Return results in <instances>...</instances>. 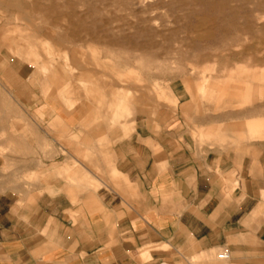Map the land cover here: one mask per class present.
Returning a JSON list of instances; mask_svg holds the SVG:
<instances>
[{"label": "rangeland", "instance_id": "1", "mask_svg": "<svg viewBox=\"0 0 264 264\" xmlns=\"http://www.w3.org/2000/svg\"><path fill=\"white\" fill-rule=\"evenodd\" d=\"M137 126L264 151V0H0V194H97Z\"/></svg>", "mask_w": 264, "mask_h": 264}, {"label": "crops", "instance_id": "2", "mask_svg": "<svg viewBox=\"0 0 264 264\" xmlns=\"http://www.w3.org/2000/svg\"><path fill=\"white\" fill-rule=\"evenodd\" d=\"M177 135L137 126L97 194H0V264H264V151Z\"/></svg>", "mask_w": 264, "mask_h": 264}, {"label": "bare ground", "instance_id": "3", "mask_svg": "<svg viewBox=\"0 0 264 264\" xmlns=\"http://www.w3.org/2000/svg\"><path fill=\"white\" fill-rule=\"evenodd\" d=\"M221 257H222V258H225V257H226V255L222 254V255H221Z\"/></svg>", "mask_w": 264, "mask_h": 264}, {"label": "built area", "instance_id": "4", "mask_svg": "<svg viewBox=\"0 0 264 264\" xmlns=\"http://www.w3.org/2000/svg\"><path fill=\"white\" fill-rule=\"evenodd\" d=\"M229 257V255L228 254H226V257L225 258H228Z\"/></svg>", "mask_w": 264, "mask_h": 264}]
</instances>
